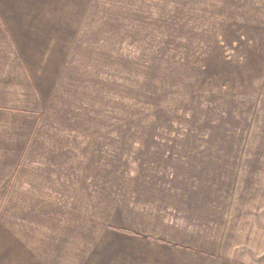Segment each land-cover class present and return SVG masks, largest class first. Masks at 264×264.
Here are the masks:
<instances>
[{
	"label": "rangeland",
	"instance_id": "1",
	"mask_svg": "<svg viewBox=\"0 0 264 264\" xmlns=\"http://www.w3.org/2000/svg\"><path fill=\"white\" fill-rule=\"evenodd\" d=\"M263 9L77 0L76 119L64 103L38 134L68 160L7 194L3 260L264 264Z\"/></svg>",
	"mask_w": 264,
	"mask_h": 264
},
{
	"label": "crops",
	"instance_id": "2",
	"mask_svg": "<svg viewBox=\"0 0 264 264\" xmlns=\"http://www.w3.org/2000/svg\"><path fill=\"white\" fill-rule=\"evenodd\" d=\"M76 86L77 0H0V264H13L2 257L1 213L7 194L48 187L51 170H60L68 160L63 152H51L49 138L39 140L38 134L50 122L41 121L43 115L53 117L64 103L75 105L66 118L76 119ZM198 254L204 256L194 260L212 264L207 253ZM194 260L175 258L170 264Z\"/></svg>",
	"mask_w": 264,
	"mask_h": 264
}]
</instances>
